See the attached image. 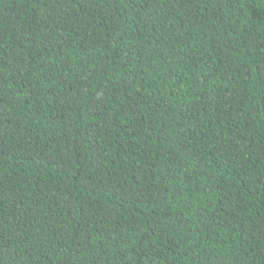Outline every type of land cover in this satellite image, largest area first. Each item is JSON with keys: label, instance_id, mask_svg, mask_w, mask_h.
<instances>
[{"label": "trees", "instance_id": "16d2710c", "mask_svg": "<svg viewBox=\"0 0 264 264\" xmlns=\"http://www.w3.org/2000/svg\"><path fill=\"white\" fill-rule=\"evenodd\" d=\"M0 264H264V0H0Z\"/></svg>", "mask_w": 264, "mask_h": 264}]
</instances>
